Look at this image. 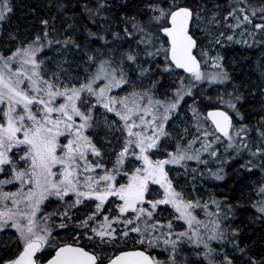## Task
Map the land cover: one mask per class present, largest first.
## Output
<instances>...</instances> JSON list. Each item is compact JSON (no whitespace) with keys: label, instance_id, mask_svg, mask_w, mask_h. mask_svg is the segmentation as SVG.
I'll list each match as a JSON object with an SVG mask.
<instances>
[{"label":"snow or ice","instance_id":"snow-or-ice-1","mask_svg":"<svg viewBox=\"0 0 264 264\" xmlns=\"http://www.w3.org/2000/svg\"><path fill=\"white\" fill-rule=\"evenodd\" d=\"M17 7L0 0V264H264L244 239L264 56L253 81L220 51L264 54V0H76L23 30ZM229 161L235 203L205 186Z\"/></svg>","mask_w":264,"mask_h":264},{"label":"trees","instance_id":"trees-1","mask_svg":"<svg viewBox=\"0 0 264 264\" xmlns=\"http://www.w3.org/2000/svg\"><path fill=\"white\" fill-rule=\"evenodd\" d=\"M219 2H221V0H219ZM28 3L31 7H34L36 9L35 14H33L29 10L30 6L28 5ZM53 3L50 2V4L54 5ZM65 3L67 4L68 11L64 14H68L69 16H71L72 12L76 10L73 7L74 4L76 3V0H65ZM43 8L40 6V4L37 3V0H28V2L25 0V2L22 3L21 7H17L15 16L13 17V23L14 24L19 23L21 29L23 30L25 27L35 25L42 16H46L50 18L54 9L57 11L55 6L54 8L51 7L45 8V10ZM224 54L225 55L227 54L229 60H233L234 58L236 61L240 62V66H236L234 64L236 67V74L238 76H241L242 78L245 79L251 77L253 81L257 80L258 77L257 62L259 60H253L252 58L246 56L244 53H241L238 50H233V51L230 50ZM240 67L242 69V72L245 74L244 76L242 75V72L239 71ZM253 103L256 104L255 109H253L250 105H245L244 110H246L250 114L258 111L259 110L258 100ZM260 178H261L260 174L257 173L255 176L249 178L247 185L254 187L255 182L258 181ZM239 179L240 178L238 175L233 173L232 175L229 174L228 180H226L223 183L213 185L214 188L216 186L219 187L215 193L213 192L214 195L218 198L228 197L232 203H235L238 198H241V191H240L241 185L239 183ZM247 197H248V187L245 186L243 200L246 205H248L249 203ZM262 236H264V225H262L261 222H256L255 224L250 225L249 230L244 235V239H246L249 243H251L252 241H260V238Z\"/></svg>","mask_w":264,"mask_h":264},{"label":"rangeland","instance_id":"rangeland-1","mask_svg":"<svg viewBox=\"0 0 264 264\" xmlns=\"http://www.w3.org/2000/svg\"><path fill=\"white\" fill-rule=\"evenodd\" d=\"M26 1L28 2V0H26ZM16 2H17L18 7H21L22 3L25 2V0H16ZM50 2L53 3L54 0H37V3L40 4V6L42 8L44 7L43 8L44 10H45V8H50L48 6V5H50ZM224 2H225V0H221L220 3H224ZM28 5H29V3H28ZM51 8H54V5ZM53 15L56 16L57 26H60L62 20L66 19L67 17H70L68 14H63L62 15L61 13L57 12L55 9H54L52 15L50 16V18ZM198 35H200V34L198 33ZM201 39H202V42H203L206 38L205 37H201ZM217 48H219V46H217ZM230 50H232V51L233 50H238L239 52L244 53L246 56L252 58L253 60H260L262 58V56H264V54L261 53V51L259 50V48L246 49L242 45H239V44H228L225 49H220V51L223 54L226 53V52H228V51H230ZM213 54H215V52ZM226 56H227V54H226ZM228 62H229V65L230 66H235L234 63H233V60H229V58H228ZM239 71L242 72L241 67H240ZM242 75L244 76L245 74L242 72ZM239 163H243V161H240ZM213 166L215 167V165H213ZM238 168H239V164L237 162H235V161H229L225 165V168H224V173H225L224 180H222V181L209 180V181L206 182V185L205 186H206L208 192L210 194H214L219 187L216 186L214 188L213 185L220 184V183H223L226 180H228L229 174L232 175V173H233V174H236L237 175V169ZM249 207H250V205H249ZM242 219L245 220L246 224L249 223L248 218L246 216L242 217ZM256 222H260V221H256ZM256 222L251 223V225L255 224Z\"/></svg>","mask_w":264,"mask_h":264}]
</instances>
